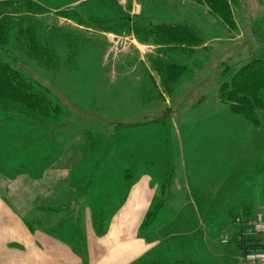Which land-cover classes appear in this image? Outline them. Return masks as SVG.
<instances>
[{"label": "rangeland", "instance_id": "rangeland-1", "mask_svg": "<svg viewBox=\"0 0 264 264\" xmlns=\"http://www.w3.org/2000/svg\"><path fill=\"white\" fill-rule=\"evenodd\" d=\"M35 1L44 13H36L35 21L12 19L0 56L31 79L52 107L48 117L36 118L38 128L32 142L25 136L27 145L20 136L16 140L22 129L28 133L27 121H13L16 136L4 144L5 133L0 134V228L13 224L19 233L14 223L23 216L33 230L62 233L76 242L87 213L100 235L137 184L144 192L131 198L137 205L128 211L125 229L110 233L112 239L138 235L151 246L150 255L131 264H242L230 250L238 253L228 231H240L242 251L264 237H251L240 215L248 206L253 215H264V113L257 114L261 124H253L226 104L219 90L224 67L235 73L258 51L264 60V0H229L233 17L226 24L200 0H113L155 23L191 25L204 38L193 52L166 47V66L176 64L174 75L167 72L166 89L152 64L163 50L160 44L156 50L132 33L79 24L64 12L77 9L84 20L82 12L89 11L78 5L85 0ZM31 23L40 46L51 48L50 58L34 55L30 36L19 32ZM0 111L4 119L19 114L9 105L0 104ZM63 168L67 179L60 177ZM24 173L26 180L17 182ZM55 187L58 192L50 194ZM244 193L251 196L248 201ZM50 197L58 198V207L50 208ZM217 198L218 208L207 206ZM24 199L31 210L21 212ZM157 204L152 223L138 230L142 212ZM65 213L68 225L61 222ZM73 219L79 220V232ZM210 245L229 256L210 257ZM155 253L164 260L152 258ZM4 261L0 253V264Z\"/></svg>", "mask_w": 264, "mask_h": 264}, {"label": "trees", "instance_id": "trees-1", "mask_svg": "<svg viewBox=\"0 0 264 264\" xmlns=\"http://www.w3.org/2000/svg\"><path fill=\"white\" fill-rule=\"evenodd\" d=\"M200 1L208 7L210 14L215 15V17L223 23H228L230 18L232 20L233 16L229 0ZM78 7L82 8V10L89 11V13L82 12L85 16L84 20L81 18L79 19L80 15L77 9V13L75 12V9H66L64 12L69 18L79 24L87 26L95 24L103 30L112 31L117 34L132 33L141 41L160 44L163 50L160 55L155 57L152 64L154 68L162 73L160 80L165 89L168 88L169 85L167 72L169 73L168 75H174L171 72V69L176 66L175 63H169L166 66V60L164 59L166 56V47L170 48L171 46H174L173 50L175 51L176 49H181L183 52H193L196 47L204 42V38H202V36L194 30V27L191 25H173L167 23L166 20L155 23L153 20L145 19L141 15H132L130 12L127 13V10L126 12L123 11L124 8L119 6L117 1L85 0L81 2ZM41 12L44 13L43 5L35 0H0V50L3 48L2 46L9 35V22L12 19H15L18 16L19 18L16 19H20L21 21L24 19H32L35 21L36 13ZM34 28L35 23H31L26 28L20 26L19 32H21V35L28 34L30 36V48L34 55L38 54V56L41 57L43 54H46L47 57L50 58L53 56L51 48L46 45L40 46ZM226 68L229 67H224L222 71L223 80L219 90L220 98L227 102L226 104L232 107L235 111L245 115L249 120L251 119L252 121H250L253 124L256 125V122H258L257 124H261L259 123L260 118L257 116V114L264 113V60L260 56V51L254 54L249 62L242 65V67L235 73L231 74L230 72L228 74ZM153 82L155 87H158L157 83L155 81ZM0 104L3 106L9 105L11 108L17 107L19 112V114L14 113V116H6L4 119L3 116L5 114L0 111V134L5 133L3 144L6 143L8 137H12L15 133L13 127H17V124L13 123V121L21 122V120L27 121V124L21 123L29 127H26L28 133L24 134L22 129L21 132H18L16 140H18V137L20 136L22 137L20 140H23L27 145L28 143L25 141V136H28L29 142H32L36 133L35 131L38 128V124L36 123L38 121H36V118L40 120V114L48 117L49 111L52 107L48 98L37 91L35 83L31 79L25 77L22 72L12 66L10 62L2 60L1 56ZM53 109L55 111L58 110V108ZM4 120H6L8 125L4 124ZM42 137L45 138L46 136L42 135ZM34 154H36V152H34ZM26 176L29 175L24 173L21 177L15 180L17 182L19 180L20 183H23L27 178ZM30 182V184H32L31 178ZM26 187L29 189L31 185H26ZM244 195V200L246 201L251 197L248 193H244ZM210 203H218V198ZM157 208H159V204H157L152 211L147 213L146 220L142 226L145 227L152 223L151 220L154 217L153 212L157 210ZM20 209L22 210L21 212H24L23 209L30 210L27 199L23 200ZM246 210L247 211L240 214L244 217H241L242 219L249 220L255 216L253 215L254 211L252 206H248ZM65 219L66 218L61 221L64 224H66ZM27 222L28 225L32 227L29 220H27ZM244 242V240H237V247L241 248ZM259 245H261V243H259Z\"/></svg>", "mask_w": 264, "mask_h": 264}, {"label": "crops", "instance_id": "crops-1", "mask_svg": "<svg viewBox=\"0 0 264 264\" xmlns=\"http://www.w3.org/2000/svg\"><path fill=\"white\" fill-rule=\"evenodd\" d=\"M140 11V9H139ZM234 11V10H233ZM147 45L154 46L153 48L158 50L160 47L158 44L149 42ZM61 178L66 179L69 177V171L64 169L61 171ZM58 180V178H56ZM57 189V190H56ZM56 190V191H55ZM58 187L50 189V194L57 193ZM144 191L140 190V187L136 184L131 187L130 197L122 210L117 214H114L102 234L97 235L92 229V226L89 222V216L87 213H84L83 225H82V239H78L76 242L70 241L67 237L62 235V233H52L46 229H41L39 227L36 230L31 229L32 227L28 226L26 219L21 216L23 220H20L19 223H14L18 227L19 233L16 232L13 228V224L8 228H0V253H3L4 261L3 264H131L137 258H143L151 254V246H146L144 242L136 237H118L115 236L114 239L110 236V233L117 232L119 229L124 228V223L127 225L128 221V211H132L136 208L137 203H131V198L134 196L135 199L139 197ZM50 199V208L58 207L59 200L56 197ZM54 199V206H53ZM219 203H208L211 209L218 208ZM231 204V203H230ZM237 205H229V210H234ZM232 208V209H231ZM53 209V208H52ZM50 209V210H52ZM31 210V208H30ZM127 211V212H126ZM122 212H125L122 214ZM150 212V211H149ZM147 212V213H149ZM147 213L145 210L142 212L141 217L137 222V229H141L144 221L146 220ZM121 216V220L118 221L115 227L114 222L118 220V216ZM27 215V213H26ZM67 218V214L61 218V221ZM68 219V218H67ZM54 221V220H53ZM231 221V220H230ZM71 226L76 227L75 231H78L79 220L77 223ZM113 222V223H111ZM229 224V223H228ZM68 225V223L66 224ZM56 226V225H55ZM58 226V225H57ZM230 227V225H229ZM241 227V226H240ZM125 229V228H124ZM64 230L65 227H64ZM242 230V227H241ZM68 230L66 231L67 234ZM79 232V231H78ZM230 239H233L235 235L238 240V235L240 231L236 233L233 228H230L228 231ZM120 233V232H119ZM258 234H253L251 237H258ZM264 235V234H263ZM6 237V240L1 239V237ZM9 236V238L7 237ZM228 236V235H226ZM260 237V236H259ZM261 239L262 248H264V237ZM237 247V242L232 241ZM260 245V246H261ZM141 249V250H140ZM234 249V248H233ZM231 252L235 255V258L241 261L238 254H243L241 248L237 247L238 253L230 249ZM134 254V255H132ZM220 254L221 256H218ZM237 254V255H236ZM203 256H208L207 253L202 254ZM209 256H215L214 258L220 261V258L229 256V252L223 251L218 253L212 246H209ZM160 257L164 260L165 256H159V253H155L152 258ZM167 259V256H166ZM170 261L173 258H168ZM201 262V261H200ZM205 264L207 261L204 262ZM158 264H166L165 261L158 262ZM217 264H223L217 263ZM243 264V262H242Z\"/></svg>", "mask_w": 264, "mask_h": 264}, {"label": "built area", "instance_id": "built-area-1", "mask_svg": "<svg viewBox=\"0 0 264 264\" xmlns=\"http://www.w3.org/2000/svg\"><path fill=\"white\" fill-rule=\"evenodd\" d=\"M247 225L249 228L245 231L249 235L264 233V215L257 214L256 218L247 221ZM251 226H253V228H251ZM241 259L243 264H264V248L261 246L249 247L247 250H244Z\"/></svg>", "mask_w": 264, "mask_h": 264}]
</instances>
